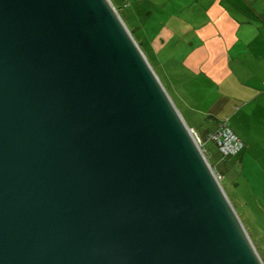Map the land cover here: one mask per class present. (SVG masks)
<instances>
[{
	"label": "water",
	"instance_id": "95a60500",
	"mask_svg": "<svg viewBox=\"0 0 264 264\" xmlns=\"http://www.w3.org/2000/svg\"><path fill=\"white\" fill-rule=\"evenodd\" d=\"M0 264H264L111 0H0Z\"/></svg>",
	"mask_w": 264,
	"mask_h": 264
},
{
	"label": "crops",
	"instance_id": "0c3cea01",
	"mask_svg": "<svg viewBox=\"0 0 264 264\" xmlns=\"http://www.w3.org/2000/svg\"><path fill=\"white\" fill-rule=\"evenodd\" d=\"M141 5L158 20L154 45L174 51L180 83L172 90L192 121L201 120L206 135L227 121L245 144L242 163L249 157L264 165V0Z\"/></svg>",
	"mask_w": 264,
	"mask_h": 264
},
{
	"label": "rangeland",
	"instance_id": "374dc122",
	"mask_svg": "<svg viewBox=\"0 0 264 264\" xmlns=\"http://www.w3.org/2000/svg\"><path fill=\"white\" fill-rule=\"evenodd\" d=\"M111 1L116 9H119V14L121 13L124 22L135 35L134 38L141 45L186 123L194 131L196 139L203 144L205 156L264 261V165H258L254 158L251 160L249 157L243 164L241 158L244 153L236 158L225 160L220 155L217 146L207 142L205 125L200 123L201 120L199 123L192 121L172 90L175 83H180L177 69L170 63L174 51L163 52L158 44L151 45L159 28L158 20L147 25L145 11L141 8L142 0L140 2L138 0ZM196 123L199 125L194 129L193 127L197 126Z\"/></svg>",
	"mask_w": 264,
	"mask_h": 264
},
{
	"label": "built area",
	"instance_id": "2783aa9c",
	"mask_svg": "<svg viewBox=\"0 0 264 264\" xmlns=\"http://www.w3.org/2000/svg\"><path fill=\"white\" fill-rule=\"evenodd\" d=\"M207 142L214 143L225 160L238 156L244 148L242 141L228 127L227 123L220 124L219 128L208 136ZM199 144L204 150L203 144L201 142Z\"/></svg>",
	"mask_w": 264,
	"mask_h": 264
},
{
	"label": "trees",
	"instance_id": "16d2710c",
	"mask_svg": "<svg viewBox=\"0 0 264 264\" xmlns=\"http://www.w3.org/2000/svg\"><path fill=\"white\" fill-rule=\"evenodd\" d=\"M139 2H140V0H138ZM141 8H142V6H141ZM118 9V8H117ZM143 9V8H142ZM144 11H145V13H144V15H145V19H146V23H147V25L148 24H151L152 22H154L155 20H153L152 19V15L150 14V12H148L146 9H143ZM118 11H119V9H118ZM120 12V11H119ZM121 14V13H120ZM121 17H122V15H121ZM123 18V17H122ZM124 19V18H123ZM125 21V20H124ZM126 23V22H125ZM130 30V29H129ZM131 31V30H130ZM131 33H132V31H131ZM133 34V33H132ZM133 37H135V35L133 34ZM155 39V38H154ZM135 40L137 41V39L135 38ZM137 43L139 44V42L137 41ZM140 45V44H139ZM151 45L153 46L154 45V40L151 42ZM140 47H141V45H140ZM141 49H142V47H141ZM143 50V49H142ZM144 52V51H143ZM145 53V52H144ZM146 55V54H145ZM148 58V57H147ZM149 60V59H148ZM150 62V61H149ZM150 64H151V62H150ZM153 67V66H152ZM155 70V69H154ZM156 72V71H155ZM157 73V72H156ZM159 76V75H158ZM160 78V77H159ZM161 79V78H160ZM162 82V81H161ZM176 84V83H175ZM173 86V85H172ZM165 87V86H164ZM169 93V92H168ZM170 95V94H169ZM171 96V95H170ZM172 98V97H171ZM173 99V98H172ZM174 101V100H173ZM175 103V102H174ZM222 123H227V121H223ZM221 123V124H222ZM228 125V124H227ZM189 126V125H188ZM220 126V125H219ZM190 127V126H189ZM229 127V126H228ZM191 128V127H190ZM219 128V127H218ZM230 128V127H229ZM231 129V128H230ZM232 130V129H231ZM214 133V132H213ZM233 133L236 135V133L233 131ZM211 134V133H210ZM209 134V135H210ZM209 135H207V138H208V136ZM237 136V135H236ZM238 137V136H237ZM239 138V137H238ZM240 139V138H239ZM241 140V139H240ZM242 141V140H241ZM242 143H243V141H242ZM244 144V143H243ZM245 152V144H244V148H243V150L241 151V153L238 155V156H240L242 153H244ZM238 156H236V157H238ZM236 157H233V158H236ZM230 159V158H229ZM226 160H228V159H226Z\"/></svg>",
	"mask_w": 264,
	"mask_h": 264
}]
</instances>
